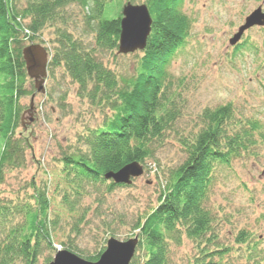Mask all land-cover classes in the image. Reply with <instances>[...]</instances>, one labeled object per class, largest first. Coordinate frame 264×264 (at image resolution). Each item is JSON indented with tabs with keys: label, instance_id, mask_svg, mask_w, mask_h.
Segmentation results:
<instances>
[{
	"label": "trees",
	"instance_id": "trees-1",
	"mask_svg": "<svg viewBox=\"0 0 264 264\" xmlns=\"http://www.w3.org/2000/svg\"><path fill=\"white\" fill-rule=\"evenodd\" d=\"M182 1L144 0L152 18L151 32L140 51L136 76L119 84L116 74L98 57L118 50L121 9L114 11L112 19L106 17L113 0H0V264H38L43 248L53 255L56 252L53 231L57 223L50 217L49 174L43 186L32 183L33 205L15 203L17 200L7 198L2 190L7 174L25 168L26 154L32 151L29 134L23 131L27 126L20 101L36 91L31 81V90L27 89L22 50L35 45L45 29H53L49 78L60 68L76 84L77 96L102 116L99 126L78 136L80 147L63 152L59 160L55 190L61 206L73 214L83 198L99 186L110 182L108 192L124 186L105 180L104 175L131 162L142 166L152 157L149 146L162 144L181 118L168 65L191 27L180 10ZM70 6L84 15L92 44L69 31L65 10ZM45 97L50 99L51 94L46 91ZM260 141L264 142V132L258 121L238 120L232 104L204 109L194 131L178 140L186 155L184 161L168 172L156 206L134 226L138 233L133 236L139 241L130 264H168L170 246H179L182 238L213 244L215 218L206 203L214 171L217 166L249 157ZM20 216L22 221H16ZM247 240L249 234L244 231L236 238L238 244ZM62 245L61 250L91 262L105 250L84 255L73 244ZM215 255L221 259L220 251ZM211 257L203 253L196 264H219L212 259L206 262ZM51 260L46 258V263Z\"/></svg>",
	"mask_w": 264,
	"mask_h": 264
},
{
	"label": "rangeland",
	"instance_id": "rangeland-1",
	"mask_svg": "<svg viewBox=\"0 0 264 264\" xmlns=\"http://www.w3.org/2000/svg\"><path fill=\"white\" fill-rule=\"evenodd\" d=\"M129 1L135 5L144 3V0H113L107 8V19H112L114 11ZM259 6L264 12L263 0L181 2L180 10L191 27L183 46L168 65L181 118L162 144L149 146L152 157L142 165L141 177L110 192L106 186L110 182L99 186L83 198L73 214L61 206L55 190L59 160L63 152L80 147L78 136L87 128L99 126L102 116L100 110L77 96L76 84L60 68L54 78L47 73L44 89L51 98H46L45 93L35 94V120L30 124L31 96L20 101L23 123L27 126L23 131L29 134L32 151L26 154L25 168L7 174L2 187L4 196L21 205H33L32 183L43 186L49 174L50 217L57 223L53 231L55 249L73 244L84 255H95L110 238L118 241L134 238L138 233L134 226L156 206L168 172L186 157L179 138L194 131L204 109L232 104L238 120L258 121L264 132V27L249 29L235 46L229 45L244 19ZM65 11L69 31L85 44H92L82 12L76 6ZM36 42L35 45L45 49L49 62L54 48L53 29H45ZM141 56V52L98 54L103 64L116 74L119 84L136 76ZM30 81L26 84L29 90ZM1 145L0 141V150ZM213 175L206 208L215 218L216 240L213 244H198L182 238L179 246H170L168 264H196L203 253L212 255L206 262L212 259L219 264H264V142L260 141L249 157L234 160L229 166H217ZM21 216L16 221L21 222ZM241 231L249 234L245 244L236 242ZM218 251L221 259L215 255ZM53 256V252L43 248L38 264H47L46 258Z\"/></svg>",
	"mask_w": 264,
	"mask_h": 264
},
{
	"label": "water",
	"instance_id": "water-1",
	"mask_svg": "<svg viewBox=\"0 0 264 264\" xmlns=\"http://www.w3.org/2000/svg\"><path fill=\"white\" fill-rule=\"evenodd\" d=\"M264 3V0H263ZM120 34L117 53L129 55L143 51L151 32L152 18L146 5L125 3L121 7ZM253 27H264V12L259 6L245 19L237 33L229 40L230 46H235L242 35ZM22 58L28 78L33 82L36 94H44V82L47 77V53L39 45H28L22 50ZM35 94L30 99L28 124L34 121ZM143 167L137 162H131L117 172H109L104 179L115 185L129 186L134 179L143 175ZM138 236L127 241L110 238L106 242L105 250L95 262L87 261L66 250L57 251L49 264H130L138 245Z\"/></svg>",
	"mask_w": 264,
	"mask_h": 264
},
{
	"label": "built area",
	"instance_id": "built-area-1",
	"mask_svg": "<svg viewBox=\"0 0 264 264\" xmlns=\"http://www.w3.org/2000/svg\"><path fill=\"white\" fill-rule=\"evenodd\" d=\"M57 250H60V247H56Z\"/></svg>",
	"mask_w": 264,
	"mask_h": 264
}]
</instances>
